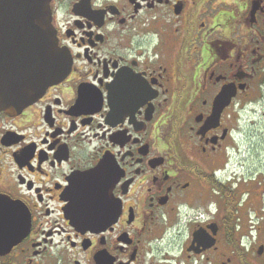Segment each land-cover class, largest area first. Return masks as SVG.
<instances>
[{"label": "flooded vegetation", "instance_id": "af4514ba", "mask_svg": "<svg viewBox=\"0 0 264 264\" xmlns=\"http://www.w3.org/2000/svg\"><path fill=\"white\" fill-rule=\"evenodd\" d=\"M49 6L71 67L0 112V264H264V179L237 171L264 0Z\"/></svg>", "mask_w": 264, "mask_h": 264}, {"label": "water", "instance_id": "95a60500", "mask_svg": "<svg viewBox=\"0 0 264 264\" xmlns=\"http://www.w3.org/2000/svg\"><path fill=\"white\" fill-rule=\"evenodd\" d=\"M50 0H0V112L15 114L71 67L58 45Z\"/></svg>", "mask_w": 264, "mask_h": 264}, {"label": "rangeland", "instance_id": "374dc122", "mask_svg": "<svg viewBox=\"0 0 264 264\" xmlns=\"http://www.w3.org/2000/svg\"><path fill=\"white\" fill-rule=\"evenodd\" d=\"M247 117H249L248 111L243 114L242 120H246ZM254 122L255 124L249 126L246 132L245 141H243L239 153V167L237 168V171L241 168L239 177L247 180V182H252L256 176L259 180L264 179L262 176L264 174V120L260 119ZM256 186L254 190L258 192V195H253V203L257 207H263L260 194L264 188V181H260Z\"/></svg>", "mask_w": 264, "mask_h": 264}]
</instances>
